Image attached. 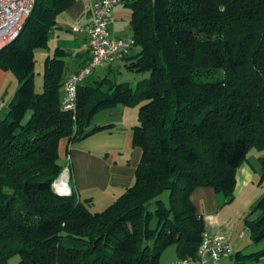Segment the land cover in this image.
<instances>
[{"label":"trees","instance_id":"1","mask_svg":"<svg viewBox=\"0 0 264 264\" xmlns=\"http://www.w3.org/2000/svg\"><path fill=\"white\" fill-rule=\"evenodd\" d=\"M76 1L37 0L20 36L0 50V69L18 80L0 118V264L15 256L18 264H162L171 246L179 259L196 256L206 226L194 190L232 201L238 168L264 150V0H122L140 49L126 69L149 76L135 87L116 76L86 80L69 112L68 53L46 58L38 93L36 51L49 49ZM119 105L138 109L133 145L142 156L134 183L92 212L74 184L71 194L54 190L65 170L61 141L70 154V145L111 128L93 120ZM260 164L262 183L264 157ZM245 226L254 243L264 240V196ZM262 259L264 249L237 254L244 264Z\"/></svg>","mask_w":264,"mask_h":264},{"label":"crops","instance_id":"2","mask_svg":"<svg viewBox=\"0 0 264 264\" xmlns=\"http://www.w3.org/2000/svg\"><path fill=\"white\" fill-rule=\"evenodd\" d=\"M92 16V0H77L66 13L59 16L57 25L51 34L49 49L50 45L53 44L54 48H61L68 53L64 58L66 66L63 78L65 80L89 60L88 36L84 32L76 31L75 28L86 26L92 20ZM131 20V11L121 3L113 14L111 22L112 35L132 37ZM139 50L136 47L133 50L134 52L132 51L123 60L112 66L99 69L101 76L100 74L96 75L97 71L85 83L95 84L107 75L116 76L119 83H128V78L124 76L125 72H129L126 69L127 59L136 55ZM40 51L41 49L36 51V59L40 54L45 63L50 53L43 54ZM36 72L38 74L36 76L37 82V78L43 76L44 65L42 70H36ZM148 75L146 73L140 76L141 79L136 78L134 86L139 81L147 78ZM17 88V78L11 72L0 69V118L7 113L8 103L14 97ZM104 113L105 120L102 123H94L95 120H93V124H111L112 127L70 145V154L67 153L68 141L63 139L61 141L59 163L61 160L66 162L60 164L65 167L64 172L61 174V181L67 187L71 188L74 184L81 199H90L92 206L98 200L106 209L134 183L142 149L133 145V127L138 123V109L119 105L105 110ZM262 157H264V152H258L257 159L259 162ZM259 165V167H255L247 158V161L238 168L235 189L238 198L245 199V201L248 198L251 199L256 193L255 187L263 186L264 183L259 184L262 175V167L261 164ZM70 175L72 183L70 182ZM263 196H255L253 206ZM191 199L197 208V213L203 216L205 220L206 233L224 236L235 247L242 243L231 239L233 235L222 221L221 215L226 208L224 204L227 203V198H221V194L216 193L213 188L198 187L194 190ZM257 216L258 213L254 214L253 218ZM245 238L246 235L240 234L239 239Z\"/></svg>","mask_w":264,"mask_h":264},{"label":"built area","instance_id":"3","mask_svg":"<svg viewBox=\"0 0 264 264\" xmlns=\"http://www.w3.org/2000/svg\"><path fill=\"white\" fill-rule=\"evenodd\" d=\"M37 0H0V50L20 36ZM122 0H92V20L76 31L88 36L89 60L65 81L62 107L76 112L78 89L97 70L123 60L135 48L133 37L113 36L111 22ZM235 254V246L226 237L204 233L196 256L178 259L175 264H222Z\"/></svg>","mask_w":264,"mask_h":264},{"label":"rangeland","instance_id":"4","mask_svg":"<svg viewBox=\"0 0 264 264\" xmlns=\"http://www.w3.org/2000/svg\"><path fill=\"white\" fill-rule=\"evenodd\" d=\"M55 49L56 48H54L53 44H51L50 49H48V50L41 49L40 52L43 54L50 53L49 55L53 56ZM37 59L38 60H37L36 70L40 71L43 69V65H44L43 63L44 62H43L42 56L40 54L37 57ZM102 73H103V71H102ZM97 74H100V76H101V73H99V71L96 73V75ZM143 75H144L143 73H134V72H130V71L124 73V76H126L128 78V83L131 84V86H133V87H135L134 86L135 79L136 78L141 79L140 76H143ZM36 76H38V74ZM43 82H44L43 76L37 78L36 90L38 93H41L43 91ZM136 110H137V108H136ZM104 111L98 113L95 116L94 123H102L105 120ZM258 152H264V150L258 151L256 149H253L249 153V156H248L250 162L255 167L260 166L259 165L260 162L257 159L258 158ZM60 163L64 164L66 162L61 160ZM70 170H71V168H70ZM61 180L62 179L60 176L55 181L54 190L59 194H65V195L71 194L72 193V189H71L72 186L70 185L71 188L67 187V185L64 182H62ZM70 180H71V175H70ZM262 183H264V181ZM262 183L259 182V184H262ZM254 190L256 191L255 195L251 199H249V198H248V200L246 199V201H245V199L238 198V196H236L235 192H234V198L232 201H230V199H228V198L226 199V197L223 194H221V198H225L226 202H227L226 204H224L226 206V208L224 209V211L222 212V215H221L222 221L224 222L226 227H228V229H230V232L233 235L231 237V239H233L234 241L239 242V243L242 242L241 244H239L235 247L234 256L231 258L224 259L222 264H244V263L237 260V254L238 253H240V255H249V254H252V253H255V252H258V251H261L264 249V240L261 242H258V243H254L251 240L250 233L245 226L246 219L250 216L251 212L253 211V207H255V205H257V204H254V206H253V203H255L254 202L255 196L257 197V196L264 195V184L261 187H255ZM101 204L102 203L97 200L96 204H94V206H91L92 212L103 211L102 209H104V206ZM253 217H254V215L251 216V218H253ZM240 234L246 235V238L245 239H239ZM178 259L179 258L177 255L176 247L171 246L164 251L162 258H161V263L162 264H175ZM19 261H20L19 256H15L10 260V263L11 264H18ZM259 264H264V259H262Z\"/></svg>","mask_w":264,"mask_h":264}]
</instances>
